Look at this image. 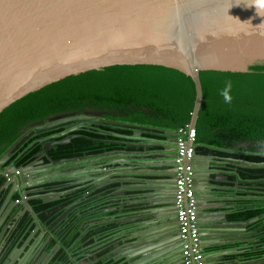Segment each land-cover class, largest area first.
<instances>
[{"label":"water","instance_id":"water-1","mask_svg":"<svg viewBox=\"0 0 264 264\" xmlns=\"http://www.w3.org/2000/svg\"><path fill=\"white\" fill-rule=\"evenodd\" d=\"M248 3L249 0H0V112L25 95L67 76L116 65L173 69L189 76L195 91L190 122L177 130L87 114L64 120L60 116L49 117L45 122L22 129L18 139L0 155V179L3 180L0 195L10 187L0 208V240H5L11 229L6 223L11 209L3 215L1 211L11 204L14 192L27 197L29 189L36 185L64 181L70 182V186L91 182L104 187L115 182L116 177L122 181V191H151L129 202L132 205L148 203L146 211L150 214L137 224L145 231H134L127 240L130 245L126 257L134 260L131 264H183L173 205L177 133L195 135L202 102L199 72L245 73L252 66L264 65V16H259ZM66 121L129 127L133 129L130 139L138 140L142 130L157 131L165 143H123L137 148L52 159L48 151L53 145H66L72 138L68 137L46 143L37 154L38 162L3 167L12 151L30 133L47 131ZM169 142L174 143V148H169ZM153 146H159L160 150H151ZM193 147L188 164L195 223L203 250L207 232L213 233L212 238L223 239L216 228L227 224L242 227L245 222H227L225 215L212 220L207 215L205 199L215 181L211 176L218 173L214 170L222 160L199 155L196 148L235 156L264 158V154L249 153L239 146L217 148L195 143ZM234 161L249 168L264 167V162ZM158 164H162L156 173L158 176L150 177ZM239 172L236 168L228 175L240 187L264 184V180L243 181ZM243 174L252 175L247 170ZM59 197L60 194H50L39 199L48 202ZM18 204L30 210L25 201ZM110 211L115 208L103 212ZM37 229L36 226L26 231L28 236L22 235L8 253L0 251V264H22L24 256L34 255L36 245L31 246Z\"/></svg>","mask_w":264,"mask_h":264},{"label":"trees","instance_id":"trees-1","mask_svg":"<svg viewBox=\"0 0 264 264\" xmlns=\"http://www.w3.org/2000/svg\"><path fill=\"white\" fill-rule=\"evenodd\" d=\"M199 79L202 102L194 128L195 143L217 148H231L244 143L250 151L257 146L264 147V65L252 66L245 73L201 71ZM227 80H231L233 85L231 104H226L220 95ZM194 98L191 78L162 66L116 65L70 75L25 95L0 112V155L18 139L22 129L44 121L47 117L74 110H107L110 112L108 118L177 130L189 124ZM113 110L115 116L111 114ZM114 127L101 125L76 132L88 139L75 137L66 145H54L52 156L70 158L124 149L118 141L132 137L133 129ZM144 132L142 136L148 139L162 137L157 131ZM37 137L38 135L20 142L3 165L7 166L12 161L19 166L28 164L40 149L39 143H31ZM196 152L204 156H229L249 162H264L262 157L228 155L204 147L196 148ZM247 172L252 175H244L242 179L255 180L258 175L264 176V168H250ZM2 182L0 179V184ZM91 189L76 190L50 204H42L34 199H29L28 203L37 212L41 224L48 227L55 216L46 217L43 211L56 205L82 200L78 218L82 222L96 215L95 212H90L91 209H98L100 200L95 197L99 190ZM15 197L18 198L17 195ZM263 213L264 208L248 209L233 215V218L244 221ZM29 224L30 213L26 212L13 229L11 241H18Z\"/></svg>","mask_w":264,"mask_h":264},{"label":"flooded vegetation","instance_id":"flooded-vegetation-1","mask_svg":"<svg viewBox=\"0 0 264 264\" xmlns=\"http://www.w3.org/2000/svg\"><path fill=\"white\" fill-rule=\"evenodd\" d=\"M90 115V116H99L104 117L106 119H115L108 118L110 112L107 110H96V109H83L81 111L74 110L69 112H63L56 114L54 116H60L62 120L70 119L71 117L81 116V115ZM111 114L115 116V110L111 111ZM68 115V116H67ZM50 116V117H54ZM49 118V117H47ZM46 118V119H47ZM39 121V122H45ZM118 120V119H116ZM124 121V120H121ZM127 122V121H126ZM35 124V123H33ZM32 125V124H31ZM101 125H109V124H99V125H90L87 122L81 121H66L57 126H54L52 129L47 131L38 132V133H30L26 139L35 138L36 135L38 137L34 139L31 143H39L40 149L34 153L32 159L28 162H38L40 158H38L37 154L42 151L44 145L50 142H59L61 140H56L59 137H63L62 140L72 137L70 141L75 137H81V134L76 132H80L82 130L94 129ZM141 125V124H140ZM111 128L113 126L109 125ZM114 129L120 125H114ZM142 130L141 140L138 139H125L124 141H118L124 149H116V150H126L133 151L136 150V146H126L123 143H133L138 144L143 141H151L153 143H159L160 145L164 144L165 141L161 137V139H148L143 137ZM151 131V130H149ZM25 139V140H26ZM69 141V142H70ZM68 142V143H69ZM67 143V144H68ZM169 148H174V143H167ZM54 146V145H53ZM52 146V147H53ZM243 147V149L249 153H258L264 154V147H254L252 151L247 147L244 143L236 144L233 147ZM52 147L48 151L49 156L52 159H63V158H54L52 156ZM141 149V148H140ZM139 149V150H140ZM151 150H160L159 146H153L150 148ZM169 149V150H170ZM112 151V150H111ZM88 155V154H87ZM81 156V155H80ZM79 157V156H76ZM73 158V157H70ZM228 163L232 164L230 166L237 165L236 168L239 169L240 178L246 174H243L249 167L244 164H237L234 161L236 158L227 157ZM45 162L47 159L45 157L42 158ZM5 163V162H4ZM262 163V162H260ZM27 165V164H26ZM11 166H19L15 163V161L10 162L6 167L9 168ZM25 166V165H24ZM239 166V167H238ZM109 166H107L108 168ZM264 168V167H262ZM259 169V168H258ZM17 174V173H16ZM11 177L6 176V179H10ZM115 182L107 183L106 186L101 187L96 186L93 183H83L79 186H70V182H61V183H44L43 185H36L33 188H30V193L27 197L23 196L20 193L14 192L12 196L11 204L8 203L6 207L1 211V214H6L10 209L8 214V218L6 223L11 227L10 231L5 238V240H0V251L8 253L14 246L15 239L11 241V235L13 234V229L16 224H18L19 220L22 218L24 213H30V224L27 226L24 232V237L28 236L26 231L31 228L38 227L37 231L34 232V241H32V246L36 245L35 250L32 254L28 255L22 259V264H95V263H106V264H131L134 260L127 258L126 256L129 253V241L128 238L134 231H145L144 227L141 226L139 228L137 224L144 222V218L137 217L135 221V225L130 221V217L125 216L130 209H137V212H142L145 204L135 203L129 204L131 200H134L140 195V193H134L129 191L120 190V186L122 185V181L119 178H116ZM244 181V179H242ZM264 180V176H257L255 179ZM254 180V181H255ZM250 181V180H245ZM3 183V182H2ZM0 184V188L2 186ZM251 186V185H250ZM249 186V187H250ZM91 187L92 191L99 190L96 195V199L100 200L96 207L91 209L90 212H95L96 215L93 218L82 220L79 222L78 218L80 217V207L83 204L82 200H74L67 204L56 205L50 210L43 211V214L46 217L55 216L54 221L48 225V227H44L38 217V214L35 210L32 209L30 204L28 203L29 199L39 200L41 196H48L50 194H60V197L56 200L42 202V204H50L52 202H56L59 199L70 195L72 192L76 190H80L82 188ZM10 187H8L3 193L0 195V208L2 206L3 200L6 194L9 192ZM70 192V193H68ZM68 193V194H67ZM18 196V198L15 197ZM27 199V201H26ZM26 203V207L30 208V210H26L24 206L19 205L18 203L24 202ZM16 204L13 206V204ZM13 206V208H11ZM100 207V208H99ZM115 208V211H110L111 214H106L109 212H103L107 209ZM14 217L16 219H14ZM79 223V225H77ZM75 236V237H74ZM15 241V242H14ZM12 242V243H10ZM5 253V254H6ZM4 256L2 257V259ZM1 259V258H0Z\"/></svg>","mask_w":264,"mask_h":264},{"label":"crops","instance_id":"crops-1","mask_svg":"<svg viewBox=\"0 0 264 264\" xmlns=\"http://www.w3.org/2000/svg\"><path fill=\"white\" fill-rule=\"evenodd\" d=\"M225 154V153H224ZM214 157V156H213ZM229 156L220 157L221 164L214 171L218 172L211 176L215 181L210 186L209 195L205 199L207 206L206 213L212 219L226 216L227 222H245L242 227L224 225L218 227V239L213 233L207 232L204 244V258L206 264H264V213L247 220H237L233 215L244 212L248 209L264 208V184L255 183L251 187H240L234 183L232 172L236 169L232 164L226 161ZM153 167L155 173L150 177H157L156 173L160 172V166ZM145 176L144 178H150ZM149 193L150 190L138 191L134 193ZM149 204L146 203L142 212L137 209H130L125 216L132 219L135 225L137 217L144 218L150 216L146 209ZM156 209L159 207L156 206ZM224 222V221H223ZM225 223V222H224ZM20 253L17 254L19 256Z\"/></svg>","mask_w":264,"mask_h":264},{"label":"built area","instance_id":"built-area-1","mask_svg":"<svg viewBox=\"0 0 264 264\" xmlns=\"http://www.w3.org/2000/svg\"><path fill=\"white\" fill-rule=\"evenodd\" d=\"M177 133V132H176ZM195 135L177 133L176 176L174 189L175 219L181 241L183 264H206L199 245L196 227L195 199L191 190V172L188 161L192 158Z\"/></svg>","mask_w":264,"mask_h":264},{"label":"clouds","instance_id":"clouds-1","mask_svg":"<svg viewBox=\"0 0 264 264\" xmlns=\"http://www.w3.org/2000/svg\"><path fill=\"white\" fill-rule=\"evenodd\" d=\"M247 5L254 6L256 13L261 17L264 16V0H249ZM232 88V81L227 80L225 82L224 88L220 92V95L223 97V100L226 104H231L233 101V96L231 95Z\"/></svg>","mask_w":264,"mask_h":264}]
</instances>
